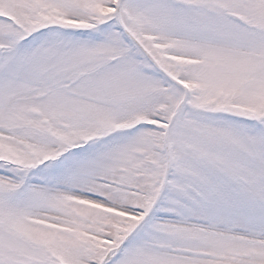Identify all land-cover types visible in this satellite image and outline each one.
Segmentation results:
<instances>
[{
  "label": "snow or ice",
  "instance_id": "snow-or-ice-1",
  "mask_svg": "<svg viewBox=\"0 0 264 264\" xmlns=\"http://www.w3.org/2000/svg\"><path fill=\"white\" fill-rule=\"evenodd\" d=\"M0 264H264V0H0Z\"/></svg>",
  "mask_w": 264,
  "mask_h": 264
}]
</instances>
